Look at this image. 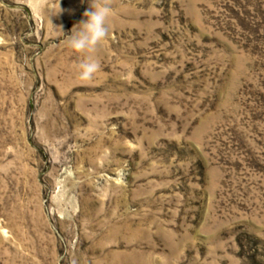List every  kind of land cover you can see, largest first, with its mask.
<instances>
[{
    "label": "rangeland",
    "instance_id": "1",
    "mask_svg": "<svg viewBox=\"0 0 264 264\" xmlns=\"http://www.w3.org/2000/svg\"><path fill=\"white\" fill-rule=\"evenodd\" d=\"M89 6L0 0V264H264V0Z\"/></svg>",
    "mask_w": 264,
    "mask_h": 264
},
{
    "label": "clouds",
    "instance_id": "2",
    "mask_svg": "<svg viewBox=\"0 0 264 264\" xmlns=\"http://www.w3.org/2000/svg\"><path fill=\"white\" fill-rule=\"evenodd\" d=\"M41 0H37V3ZM89 9L83 13L86 18L78 25L80 28L69 37L70 47L80 53L94 52L108 34V18L111 12L110 0H89ZM82 80H91L99 70L100 65L89 59L80 65Z\"/></svg>",
    "mask_w": 264,
    "mask_h": 264
}]
</instances>
